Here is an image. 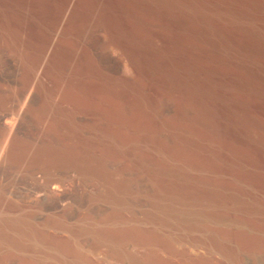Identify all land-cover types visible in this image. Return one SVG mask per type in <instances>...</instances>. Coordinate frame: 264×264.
Returning <instances> with one entry per match:
<instances>
[{
    "label": "rangeland",
    "instance_id": "obj_1",
    "mask_svg": "<svg viewBox=\"0 0 264 264\" xmlns=\"http://www.w3.org/2000/svg\"><path fill=\"white\" fill-rule=\"evenodd\" d=\"M120 1L0 0V264H264V31Z\"/></svg>",
    "mask_w": 264,
    "mask_h": 264
},
{
    "label": "bare ground",
    "instance_id": "obj_2",
    "mask_svg": "<svg viewBox=\"0 0 264 264\" xmlns=\"http://www.w3.org/2000/svg\"><path fill=\"white\" fill-rule=\"evenodd\" d=\"M117 1V0H116ZM120 1V0H119ZM121 2V1H120ZM171 2L177 5H183L185 6L186 9L190 10L196 17L199 19H202L203 21H206V17L210 16H217L221 18L223 21H225L227 24H236L237 23L240 25L242 23H248V24H255V26H259L263 31H264V0H171ZM109 3V2H108ZM124 3V2H123ZM127 3V0H126ZM122 4V3H121ZM129 4V3H128ZM131 4V3H130ZM135 4V2H134ZM133 4V5H134ZM114 5V4H113ZM128 6V5H125ZM150 6V5H149ZM129 8V6H128ZM70 10V9H69ZM146 11V10H145ZM150 13V12H149ZM106 14V13H105ZM146 16V14H144ZM65 20V19H64ZM192 19L190 16H185V23L190 24V27H192L191 23ZM65 29V28H64ZM194 29V28H193ZM197 28L195 27V30ZM201 29V28H200ZM224 33V32H223ZM225 34V33H224ZM62 35V34H61ZM192 35V34H191ZM190 35V36H191ZM227 35V34H226ZM192 37V36H191ZM194 38V37H193ZM186 39V38H185ZM245 41V43L249 46H251L254 49H259L263 47H259L257 43L252 41L251 39H242ZM192 44V43H191ZM54 47V46H53ZM49 49V48H48ZM248 50V49H247ZM52 51V50H51ZM50 51V52H51ZM249 51V50H248ZM49 52V51H48ZM34 57V56H32ZM36 57V56H35ZM37 62V61H35ZM45 62V61H44ZM27 65V64H26ZM31 67V66H30ZM42 67L43 63L39 59V61L34 65V76L32 77L31 83H32V88L27 96L28 99H32V93H33V88L36 83V81L40 77V73L42 72ZM44 72V71H43ZM45 74V73H44ZM55 75V74H54ZM57 76V75H55ZM60 78V77H59ZM58 79V78H57ZM41 84V83H40ZM57 84V83H56ZM66 84V83H64ZM38 85V84H37ZM36 85V86H37ZM67 85V84H66ZM3 86V85H2ZM35 86V87H36ZM59 86V85H58ZM63 86V85H62ZM1 88V87H0ZM36 89V88H35ZM3 91V90H2ZM37 92V91H36ZM35 94V93H34ZM36 95V94H35ZM37 96V95H36ZM35 97V96H34ZM33 97V98H34ZM40 98V97H39ZM42 100V99H41ZM35 101V100H34ZM37 101V100H36ZM33 102V101H32ZM27 103V101H26ZM41 104V103H40ZM33 105V104H32ZM52 106V105H51ZM26 108V107H22ZM21 108V109H22ZM28 108V107H27ZM46 110V109H45ZM49 110V109H48ZM22 111V110H21ZM20 111V112H21ZM31 111V110H30ZM46 118V117H45ZM44 119V118H43ZM45 120V119H44ZM15 121V120H14ZM75 121V120H74ZM73 121V122H74ZM51 122V121H50ZM54 123V122H53ZM72 123V122H71ZM55 124V123H54ZM16 124H9L8 126V131H9V136L10 134L14 131V128ZM55 126V125H54ZM84 126V125H83ZM52 127V126H51ZM72 127V126H71ZM74 127V126H73ZM76 128V127H75ZM16 131V130H15ZM14 131V132H15ZM57 134V133H56ZM13 136V135H12ZM55 136V135H54ZM9 138V137H8ZM8 138L6 139L5 143L2 144L3 147L1 146V152H0V164L4 163L5 160L9 157L7 156L6 158V153H7V145H8ZM55 138V137H54ZM59 138V137H58ZM10 139V138H9ZM56 139V138H55ZM44 140V139H42ZM53 140V139H52ZM57 140V139H56ZM55 140V141H56ZM12 142V141H11ZM45 142V141H44ZM9 146V145H8ZM9 149V148H8ZM14 151V150H13ZM69 152V151H68ZM19 153V152H18ZM84 153V152H83ZM17 154V153H16ZM72 154V153H71ZM67 155V154H66ZM25 156V155H24ZM13 159V157H12ZM67 159V158H66ZM9 160V159H7ZM26 160V158H25ZM20 161V159H19ZM22 161V160H21ZM30 161V160H29ZM72 163V162H71ZM9 165V164H8ZM20 165V164H19ZM22 166V165H21ZM25 166V165H24ZM38 167V166H37ZM1 168V167H0ZM24 168V167H23ZM4 169V168H3ZM27 170V169H26ZM29 171V170H28ZM39 176V175H38ZM64 176V175H63ZM69 178V177H68ZM36 180V179H35ZM56 179H54L51 175L44 173V176L41 179H38L35 183V187L37 191H50L49 187L55 182ZM33 184V183H32ZM34 185V184H33ZM55 185H57L55 183ZM59 186V185H58ZM34 187V188H35ZM53 187V186H52ZM51 187V188H52ZM61 187V186H60ZM59 187V189H60ZM33 188V187H32ZM55 188V187H54ZM35 189V190H36ZM29 190V189H28ZM1 193V192H0ZM55 193V192H54ZM44 194V193H42ZM47 195V194H45ZM48 196V195H47ZM68 193L65 192L62 195V198L65 199L67 198ZM2 197V196H1ZM40 197V196H39ZM41 198V197H40ZM56 198V197H55ZM52 199V198H51ZM3 200V199H1ZM31 201V199H30ZM38 202V201H37ZM47 202V201H46ZM67 202V201H66ZM83 202V201H82ZM50 203V202H49ZM45 204V203H44ZM3 205V204H2ZM11 206V205H10ZM30 206V205H29ZM45 207V206H44ZM4 208V207H3ZM7 208V207H6ZM10 208V207H8ZM29 208V207H27ZM13 209V208H12ZM5 210V209H4ZM9 212V211H7ZM102 212V211H100ZM16 213V212H15ZM115 213V212H114ZM88 215V214H87ZM113 215V214H112ZM27 216V215H26ZM17 217V216H16ZM53 217V216H52ZM30 218V217H29ZM34 219V218H33ZM19 221V220H18ZM112 221V220H110ZM10 226V225H9ZM41 226V225H40ZM9 228V227H8ZM15 231V230H14ZM26 241L28 239H25V237H20L18 239L11 240L9 238H0V263L1 262H6L7 260H12V258H19V253L15 255V253L7 250L10 245H14L15 248H17L19 245H26ZM23 249H18L17 251H22ZM116 259V258H115ZM140 259V258H139ZM9 262V261H8ZM16 264V263H15ZM101 264V263H100Z\"/></svg>",
    "mask_w": 264,
    "mask_h": 264
}]
</instances>
